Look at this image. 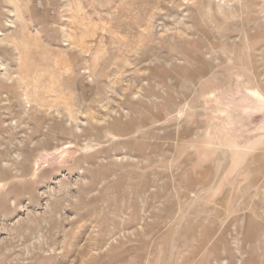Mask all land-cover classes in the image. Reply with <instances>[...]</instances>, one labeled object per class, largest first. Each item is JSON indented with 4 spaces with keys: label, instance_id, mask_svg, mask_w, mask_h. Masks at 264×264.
Segmentation results:
<instances>
[{
    "label": "rangeland",
    "instance_id": "374dc122",
    "mask_svg": "<svg viewBox=\"0 0 264 264\" xmlns=\"http://www.w3.org/2000/svg\"><path fill=\"white\" fill-rule=\"evenodd\" d=\"M0 264H264V0H0Z\"/></svg>",
    "mask_w": 264,
    "mask_h": 264
}]
</instances>
